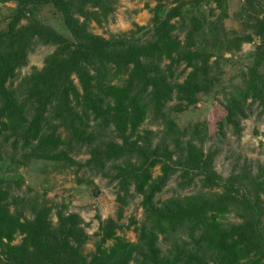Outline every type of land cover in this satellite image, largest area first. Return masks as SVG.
<instances>
[{
	"label": "trees",
	"instance_id": "obj_1",
	"mask_svg": "<svg viewBox=\"0 0 264 264\" xmlns=\"http://www.w3.org/2000/svg\"><path fill=\"white\" fill-rule=\"evenodd\" d=\"M11 1L0 26V138H11L23 160L107 169L116 181L115 200L125 203L138 193L142 214L135 239H127L116 233L119 205L114 217L99 220L93 248L85 251L89 236L77 212L58 208L52 221L42 198L11 195L0 174V264H264V163L256 162L252 170L242 159L236 170L220 176L212 165L213 151L201 147L208 122L180 127L172 115L214 84L217 64L210 57L224 30V13L212 21L198 8L208 0L169 5L157 0L149 25L133 22L128 30L104 37L88 23L105 19L114 0ZM213 1L220 6L222 0ZM241 1L242 11L253 15L258 42L241 88L217 100L222 114L215 121L217 129L230 123L237 133L247 98L264 112V0ZM43 6L59 16L64 32L34 14ZM224 38L226 49L252 39L248 32ZM35 42L54 46L40 67L12 84ZM172 97L175 101L166 104ZM145 118L162 125L155 142L156 132L140 128ZM82 145L88 156L79 162L69 151ZM176 171L184 178L179 186L197 177L198 188L153 199ZM231 210L239 220H224Z\"/></svg>",
	"mask_w": 264,
	"mask_h": 264
},
{
	"label": "rangeland",
	"instance_id": "obj_2",
	"mask_svg": "<svg viewBox=\"0 0 264 264\" xmlns=\"http://www.w3.org/2000/svg\"><path fill=\"white\" fill-rule=\"evenodd\" d=\"M157 0H114L112 11L100 22L89 21L88 28L92 32L108 37L111 33L126 31L133 27V22L149 25L151 7ZM166 5L173 0H160ZM220 6L213 0L202 2L198 7L208 19L214 21L222 11L221 15L224 30L220 33L215 43V54L210 57L217 65L213 68L216 80L206 92H199L195 103L188 105L180 112L172 113L180 127H184L193 121L206 120L209 124V133L201 142L203 151H213L212 165L220 176L227 175L230 171L237 169L239 162L245 159L252 170L256 162L264 163V112L261 111L257 101L246 100V115L239 121L240 129L237 133L230 123L223 124L217 129L215 121L222 114V108L217 104L218 99L227 97L230 92H235L243 85L246 63L254 45L258 42L253 34L254 19L247 12L242 11L241 0H222ZM14 2L0 0V26L4 24L7 15ZM252 11V10H249ZM34 14L43 21L51 24L57 30L64 32L59 16L52 12L48 6L38 7ZM259 13L258 15H260ZM25 19H22L23 22ZM218 24L217 22H215ZM246 32L251 33V40H243L237 48L226 49L228 41L224 35ZM182 36L180 32L179 37ZM208 41H211L209 39ZM210 44V43H209ZM54 45L50 43L35 42L26 56V63L16 69L12 78V84L33 67H40L43 56L52 50ZM182 64L176 69L177 72ZM185 72V71H184ZM184 72L179 74L178 79L183 77ZM175 101L172 97L166 102L171 104ZM161 124L157 120L151 121L145 118L140 128L152 129L156 135L152 137L155 142L161 131ZM61 131V129L59 128ZM62 135V132H61ZM11 138L4 140L0 138V174L8 181L10 194L13 196L29 197L38 196L50 206L49 216L55 220V211L58 208L64 211H75L82 219V226L89 239L84 243V249L93 248V240L97 237L96 231L100 219L111 215L115 216L116 209L121 208V217L118 219L116 233L123 237L134 240V226L140 219L142 211L139 205L140 195L132 193L122 203L115 200L117 191L116 181L106 173L97 169H90L85 165L67 164L61 160H49L41 158H27L23 160L20 156L22 150L10 145ZM69 155L79 162H83L88 156L84 147L75 146L69 151ZM152 174L157 172V166L152 168ZM179 171L172 173L161 189L155 192L153 199L161 200L171 194L188 193L196 190L199 185L197 177L192 182L179 186V181L184 178L179 176ZM95 189V193H92ZM129 192H132L130 185ZM9 207L12 209L13 204ZM28 214V212H26ZM98 214V217L95 215ZM224 220L237 221L239 217L234 210L224 215ZM16 235L14 241H17ZM160 239V236H159ZM106 244L110 240L105 241ZM160 247L165 250L166 244L159 240ZM131 263V262H130Z\"/></svg>",
	"mask_w": 264,
	"mask_h": 264
},
{
	"label": "water",
	"instance_id": "obj_3",
	"mask_svg": "<svg viewBox=\"0 0 264 264\" xmlns=\"http://www.w3.org/2000/svg\"><path fill=\"white\" fill-rule=\"evenodd\" d=\"M91 191H92V193H95V189H92Z\"/></svg>",
	"mask_w": 264,
	"mask_h": 264
}]
</instances>
